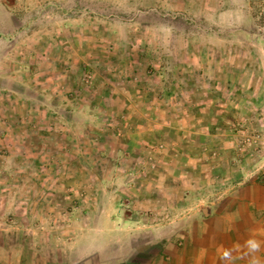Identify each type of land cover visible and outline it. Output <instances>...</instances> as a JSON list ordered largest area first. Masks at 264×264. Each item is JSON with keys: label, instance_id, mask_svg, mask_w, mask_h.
Returning <instances> with one entry per match:
<instances>
[{"label": "rangeland", "instance_id": "374dc122", "mask_svg": "<svg viewBox=\"0 0 264 264\" xmlns=\"http://www.w3.org/2000/svg\"><path fill=\"white\" fill-rule=\"evenodd\" d=\"M256 79L264 92V0H0V256L66 255L84 235L73 226L110 227L138 208L132 197L161 165L160 143L206 142L195 127L169 139L142 132L143 114L160 106L149 98L175 97L194 115L202 98L221 97L216 86L231 98L235 83ZM253 114L207 135L227 146L230 177L236 162L264 163V104ZM233 142L246 151L232 153ZM128 235L143 239L120 231L109 250L124 254Z\"/></svg>", "mask_w": 264, "mask_h": 264}, {"label": "crops", "instance_id": "0c3cea01", "mask_svg": "<svg viewBox=\"0 0 264 264\" xmlns=\"http://www.w3.org/2000/svg\"><path fill=\"white\" fill-rule=\"evenodd\" d=\"M235 84L241 93L235 92L231 98H225L227 87L216 86L221 97L202 98L200 109L194 115L187 107L183 109V105H189L187 102L179 103L175 97L160 102L149 98L145 102L147 106L152 103L160 106L155 107L154 112L144 113V118L139 115L138 123L141 118L143 121L138 124L142 132L169 139V132L195 127L193 132L201 128L199 131L206 134V142L197 143L192 139L195 142L192 144L178 136L176 141L160 143L157 155L161 165L150 177L140 180L136 196L132 197L138 208L121 209L116 215L120 216V221L114 220L112 215L110 227L73 226L78 231L84 229L81 231L84 235L67 243L69 251L66 255L65 250L56 256L50 253L45 256L34 253L30 257L21 254L0 256V264H264V170L257 174L264 163L260 164V161V167L255 169L251 163L236 162L230 168V177L226 175L229 169L222 157L227 146L222 140L212 145L207 136L215 129L222 130V122L230 119L240 124L241 117L255 118L253 113L257 104H264V92L259 93L257 79ZM126 103L128 107L133 106ZM124 116L122 114L120 119ZM195 118L201 122L200 127L192 124ZM251 124L253 127L255 123ZM233 143L232 153L240 155L246 151L240 143ZM248 151L250 155L244 157L250 161L249 157L256 156L257 152ZM212 154L217 157L210 161ZM228 184L235 185L226 190L221 188ZM166 212L170 217L180 214L182 218L171 220L165 226L153 220ZM147 215L150 218L147 224L132 220L134 216L144 219ZM120 231H136L143 239L136 242L128 235L121 245L124 254H116L109 248L116 245L113 234ZM146 233L154 234V240L146 241ZM161 233L169 236L161 239Z\"/></svg>", "mask_w": 264, "mask_h": 264}, {"label": "clouds", "instance_id": "9594fccd", "mask_svg": "<svg viewBox=\"0 0 264 264\" xmlns=\"http://www.w3.org/2000/svg\"><path fill=\"white\" fill-rule=\"evenodd\" d=\"M251 243V242H250ZM253 247H255V245H253Z\"/></svg>", "mask_w": 264, "mask_h": 264}]
</instances>
